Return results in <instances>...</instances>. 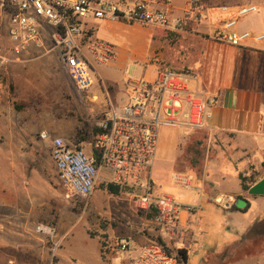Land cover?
Returning a JSON list of instances; mask_svg holds the SVG:
<instances>
[{
	"label": "built area",
	"instance_id": "1",
	"mask_svg": "<svg viewBox=\"0 0 264 264\" xmlns=\"http://www.w3.org/2000/svg\"><path fill=\"white\" fill-rule=\"evenodd\" d=\"M181 1L178 6L176 0H0V29L7 26L11 51L18 59L30 46L44 48L42 31L45 25L50 26L59 61L80 93L94 83L89 56L99 62L116 56L112 45L93 40L95 27L90 25L96 21L143 24L177 34L208 23L207 35L217 42L243 46L251 40H264V34L239 29L242 18L259 12L255 4L213 6L209 0ZM215 9L223 16H216ZM192 78L186 71L166 68L154 80L129 79L124 91L127 103H109L108 110L97 120V132L91 135L89 154L62 138L52 143L51 157L68 198H91L105 171L110 177H104L102 182L133 191L135 208L153 215L161 227L162 239L138 251L131 249L129 239L111 245L131 264H175L171 246L187 249L192 244L194 230L182 225V219L196 214L197 207L156 194L151 176L162 129H205L212 119L216 100L207 93L189 90ZM40 137L48 138L47 132ZM174 182L191 188L184 174L175 175ZM215 200L230 204L233 198ZM37 230L51 238L57 236L54 225H40ZM104 243L109 244L107 240Z\"/></svg>",
	"mask_w": 264,
	"mask_h": 264
},
{
	"label": "crops",
	"instance_id": "2",
	"mask_svg": "<svg viewBox=\"0 0 264 264\" xmlns=\"http://www.w3.org/2000/svg\"><path fill=\"white\" fill-rule=\"evenodd\" d=\"M176 4L181 6L182 1L176 0ZM260 7L264 9V5ZM213 13L218 17L223 16L217 9ZM250 16L252 17L242 23L239 29H256L261 24L262 29L259 32L256 30L255 33L264 34V10L261 11L259 8L258 13ZM102 24L96 25L97 29L93 32L92 38L97 37L100 26L105 27L102 39L111 41V43L116 41L118 34L126 37L136 36L131 48L115 45L116 56L113 60L99 62L95 57L89 56L95 77L93 85L86 90L90 100L87 126L93 125L88 130L82 128L76 120L70 122L58 120L51 127L44 128L37 115L36 105L40 104L44 89L50 85V82L44 78L45 75L48 78L57 75L55 85L60 89V95L73 93L71 88L64 85L59 56L53 47L51 27L45 25L43 28L44 48L30 46L18 59L11 51L7 26L0 29V132L8 139L16 135L22 137L29 148L24 157L26 161L17 165L15 160L11 164L14 168L12 175L16 182L21 183L24 179L29 180L27 182L29 186L24 188L26 195H35L37 191L41 194L40 171L34 163L37 161L35 152L41 143L42 132L51 133L54 139L62 138L70 145L85 150L84 144H90L89 137L96 131L97 120L108 110L110 102L116 101L121 93L124 94L126 82L130 79L126 75L130 64L140 63L141 73L135 79L144 78L147 80L156 79L159 71L162 70L160 65H165L156 61L157 58L164 59V57L160 52V35L154 36L151 29L138 24L126 25L115 21H104ZM209 26L208 23L199 25L197 29L193 30L194 34L182 32L194 37V42L191 43L192 47L188 48V53L192 52L194 59L178 61V68L173 69L191 73L193 78L188 82L189 90L204 92L215 98L212 119L205 129H162L156 158L176 162L184 153V147L188 143H196L197 146L206 147L203 169L210 165L216 169L219 166L222 167L224 161H228L233 166L243 165L244 171H238L240 186L239 175L241 173L243 175L256 174L258 178H254L258 182L264 178V45L260 44L263 41L251 40L243 46L217 42L204 33L207 32ZM5 56L11 60L9 63H4L3 59L1 60ZM1 77L4 78L3 81H1ZM72 86L75 88L73 83ZM15 104H25L26 106L23 111H18ZM22 114H25L28 119H25ZM20 118H22L23 124L19 121ZM96 118L97 120H95ZM79 128L83 129V136H87L84 141L78 140ZM165 134L173 135L169 139H165L163 138ZM38 136L40 139H37ZM21 148L22 145L10 144V148L6 151L15 152ZM215 149L218 153L211 156ZM30 157L33 163L27 167V160ZM215 172L220 180H225L228 176L219 170ZM177 174L181 173H175L173 181ZM183 174L185 175V173ZM186 176L193 187L194 181L188 175ZM203 182L204 178L202 177L199 183L200 190L201 192L206 190L211 199L229 195L238 197L243 194L242 187L235 193L223 192L213 186L204 188ZM14 183L12 184L16 192ZM11 198L15 199L13 196ZM94 201L98 203L100 199L95 197ZM136 211L141 214L140 226L136 219L129 226L113 227L111 223L107 226L94 225L99 228L98 235L94 237L86 233L87 239L84 238V241L80 243L74 240V234L67 233L63 244L57 250L56 264H131L127 256L121 257L114 252L111 245L115 241L129 239L131 249L138 251L153 240L162 239L161 227L154 219L137 209ZM102 215L111 221L114 212L104 211ZM192 216L195 214L184 215L182 219V225L194 230L191 242L198 233L197 225L191 220ZM87 222L94 221L89 219ZM104 240H107L109 244L106 245ZM164 242L167 244V239L164 238ZM192 246L193 244L187 249ZM171 249L172 253L176 255L175 264H189L191 252L188 263H185L178 255V250L183 248L179 245H172ZM259 264H264V250L261 251Z\"/></svg>",
	"mask_w": 264,
	"mask_h": 264
},
{
	"label": "rangeland",
	"instance_id": "3",
	"mask_svg": "<svg viewBox=\"0 0 264 264\" xmlns=\"http://www.w3.org/2000/svg\"><path fill=\"white\" fill-rule=\"evenodd\" d=\"M209 2L213 6L251 3L257 5L261 11L264 10L260 7L264 5V0H209ZM250 17L252 16L242 18L239 26ZM103 22L96 21L94 25L90 26L97 29L96 25ZM138 25L151 29L154 36L160 35V52L164 59L157 58L156 61L165 64L160 65L162 70L170 67L178 68V61L194 59L192 52L188 53V48H191V43L194 42V37L191 34L170 33L159 27ZM261 27L260 24V27L248 30L255 33L256 30L259 32ZM104 29L105 27L100 26L97 37L95 36L93 40L110 44L114 48L115 45L132 47L136 35L126 37L118 34L116 41L111 43V41L102 39ZM208 31L204 33H208ZM188 32L194 34V31ZM260 44L264 45V40ZM5 57L1 60L3 59L4 63H9L11 60ZM139 65L140 63L136 62L130 64L126 73L130 79L140 76L141 67ZM60 66L64 85L71 88L73 93L60 95V89L55 85L57 75H52L50 78L45 75L44 78L50 82V85L44 89L40 104L36 105L40 122L45 128L51 127L58 120L64 122L76 120L82 128L88 130L93 127L92 124L87 126L90 107L88 94L80 93L73 88L69 75L61 63ZM3 80L4 78L1 77V81ZM116 102L124 106L127 103L125 95L121 93L116 98ZM22 115L28 119L25 114ZM19 121L23 124L22 118ZM26 121L28 122V120ZM50 134L48 133V138L41 139L35 152L37 161L34 164L40 171L41 194L37 191L35 195H26L24 188L29 186L27 184L29 180L24 179L21 183L16 182L12 175L14 168L11 164L15 160L17 165L26 161L24 157L29 148L22 137L16 135L8 139L0 132V264H56L57 250L63 244L67 233L74 234V240L80 243L87 237L86 233L94 237L98 235L99 228L94 225L107 226L111 223L113 227L129 226L134 223L135 219L139 226L141 224V214L136 211L133 191L123 190L120 195L116 196L102 189V179L110 177V173L105 171H103L101 180L91 198L83 199L75 196L68 198L66 190L59 182L58 173L51 157V143L54 136ZM172 135L165 134L163 138L169 139ZM37 139H40L39 136ZM89 140H92V136L89 137ZM10 144L22 145V151L7 152ZM84 148L88 154L91 152L89 143H85ZM214 153L217 154L218 151L215 149L211 156ZM205 154L206 147L188 143L184 147V153L176 162L156 158L151 171L156 194L168 195L182 205L197 207L196 214L192 216L191 220L197 225L198 233L192 241V248L188 249L192 254L189 264H259L261 251L264 250V196H253L248 191H243L241 196L245 200L232 195L225 196V200L227 197L233 198V201L228 204L217 202L215 200L217 197L211 199L206 190L201 192L199 183L203 177L204 188L213 186L218 191L235 193L241 189L238 171H244L243 165L233 166L228 161H224L222 167L219 166L216 169L211 165L203 169ZM27 161V167H29L33 160L30 157ZM216 170L228 174L226 179L220 180L216 176ZM177 172L188 175L194 181L193 187L188 189L176 185L173 176ZM244 176L258 178L254 173ZM12 181L16 183H14L16 192ZM12 196L15 199H12ZM95 197L100 199L98 203L94 201ZM246 201L250 203V208L244 213L243 211L247 207ZM235 204L237 210H234ZM104 211L114 212L111 221L104 218L105 216L102 215ZM89 219L94 222H87ZM40 225H54L57 227V236L51 238L39 232L37 227ZM56 244L59 245V248H56Z\"/></svg>",
	"mask_w": 264,
	"mask_h": 264
},
{
	"label": "trees",
	"instance_id": "4",
	"mask_svg": "<svg viewBox=\"0 0 264 264\" xmlns=\"http://www.w3.org/2000/svg\"><path fill=\"white\" fill-rule=\"evenodd\" d=\"M250 4V3H248ZM237 5H244V4H237ZM221 6V5H220ZM230 6H236V5H230ZM15 108L16 110H23L25 108V105H20V104H15ZM97 132V131H95ZM87 137V136H86ZM85 136H83V129L79 128L78 130V140L80 139L81 141H84L86 139ZM239 178L241 180V187L243 189V191H248L250 190V188L252 187V185H254L256 182L254 177H250L247 178L245 177L242 173L239 175ZM251 181V182H250ZM249 182V183H246ZM102 189L108 191L109 193L113 194V195H120L122 193V191L124 190L121 186L114 184V183H106L103 182L101 185ZM238 199H243L245 200L242 196H238ZM247 202V207L244 209V213L247 212L250 208V203L248 201ZM234 210H237V207L235 205ZM148 217H152L153 215L149 214L147 215ZM178 255L179 257L184 260L185 263H188L189 261V251L188 249H180L178 250Z\"/></svg>",
	"mask_w": 264,
	"mask_h": 264
},
{
	"label": "water",
	"instance_id": "5",
	"mask_svg": "<svg viewBox=\"0 0 264 264\" xmlns=\"http://www.w3.org/2000/svg\"><path fill=\"white\" fill-rule=\"evenodd\" d=\"M249 194L253 196H264V178L250 188Z\"/></svg>",
	"mask_w": 264,
	"mask_h": 264
}]
</instances>
